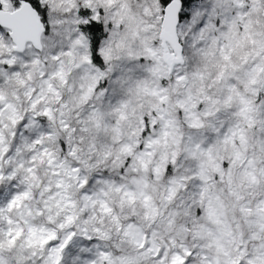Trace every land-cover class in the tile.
Listing matches in <instances>:
<instances>
[{
	"label": "snow or ice",
	"instance_id": "obj_1",
	"mask_svg": "<svg viewBox=\"0 0 264 264\" xmlns=\"http://www.w3.org/2000/svg\"><path fill=\"white\" fill-rule=\"evenodd\" d=\"M0 264H264V0H0Z\"/></svg>",
	"mask_w": 264,
	"mask_h": 264
}]
</instances>
